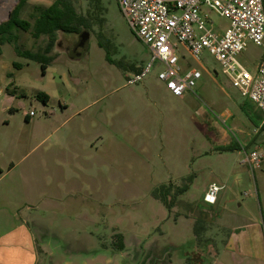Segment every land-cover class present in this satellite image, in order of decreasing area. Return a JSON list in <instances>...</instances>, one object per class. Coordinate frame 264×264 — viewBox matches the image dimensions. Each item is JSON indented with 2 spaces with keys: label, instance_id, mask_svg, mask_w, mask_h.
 I'll return each instance as SVG.
<instances>
[{
  "label": "rangeland",
  "instance_id": "374dc122",
  "mask_svg": "<svg viewBox=\"0 0 264 264\" xmlns=\"http://www.w3.org/2000/svg\"><path fill=\"white\" fill-rule=\"evenodd\" d=\"M55 1L29 0L21 18L34 23L35 8ZM71 1L79 14L94 16L88 51H76L81 58L70 56L80 36L63 33L45 75L39 63L19 57L10 44L1 47L0 55V191L17 208V188H25L22 196L32 207L27 215L33 213L57 235L51 247L39 240L40 264H47L51 255L54 264L66 259L62 240L114 250L122 231L143 245L152 242L159 264H260L236 262L224 252L223 233L204 201L210 184L225 185L218 196L223 204L233 190L234 198H245L264 225V165L251 171L240 166L243 155L238 151L222 150L244 140L251 150L264 140V134L248 139L259 125L254 104L233 87L207 50L199 64L180 48L182 67L202 72L194 92L172 94L158 78V64L141 82L128 85L137 69L147 68L151 52L136 37L118 0H102L100 16L90 0ZM4 3L0 0L2 7ZM18 3L10 0L0 11V23ZM210 16L214 27H229L227 18L214 12ZM18 34L24 50L46 45V37L36 41L30 32ZM238 60L254 73L264 60V46L249 42ZM15 62L22 68H14ZM39 92L50 97L47 105L37 99ZM31 111L36 115L27 120ZM239 174L242 182L236 180ZM190 177L189 190L176 197L172 212L152 197L165 186L173 198ZM46 178V192L30 189L26 194V186L40 187ZM232 201L230 208L247 214Z\"/></svg>",
  "mask_w": 264,
  "mask_h": 264
},
{
  "label": "built area",
  "instance_id": "2783aa9c",
  "mask_svg": "<svg viewBox=\"0 0 264 264\" xmlns=\"http://www.w3.org/2000/svg\"><path fill=\"white\" fill-rule=\"evenodd\" d=\"M118 5L136 37L151 52L147 68L129 79L128 85L141 82L158 64L162 67L158 78L172 94L182 97L194 92L202 72L182 67L180 48L199 64L207 50L233 87L260 112L262 119L254 133L264 134V60L254 73L238 60L249 42L264 46V0H118ZM211 12L227 18L229 27H214ZM35 115L34 111L29 114ZM241 154L240 163L251 171L264 165V143L251 150L243 148ZM224 189V185L210 184L204 201L216 204Z\"/></svg>",
  "mask_w": 264,
  "mask_h": 264
},
{
  "label": "crops",
  "instance_id": "0c3cea01",
  "mask_svg": "<svg viewBox=\"0 0 264 264\" xmlns=\"http://www.w3.org/2000/svg\"><path fill=\"white\" fill-rule=\"evenodd\" d=\"M4 2L0 10L1 12H5L10 0H4ZM0 18H2L1 14ZM8 74L11 73H7V77ZM242 108L245 109L244 107ZM254 111L259 115L260 124L262 115L256 108H254ZM32 118L33 117L26 115V119L32 120ZM239 131L244 133L242 130ZM261 135L262 134L256 135L253 132V136L248 139L252 141L253 139L255 140V138H259ZM261 143H264L263 139L262 141H257V144ZM247 144L248 142L244 140L243 142L238 141L236 144L230 145L238 146L236 151L241 154V150L247 148ZM239 164L243 166L240 162ZM14 167L15 166H13L12 169ZM236 178L238 182L243 181L240 174L236 175ZM44 180L45 181H43L40 187L26 186V190L29 191H27L26 194L31 193L30 189H32L33 192L38 189L46 192L48 186L46 181L47 178ZM24 189L21 186L17 188L19 192V202H21V205L17 208H11L10 203L4 201V194L0 191V264H40L39 230H44L46 233L49 231L47 230L48 228H45L38 222V217L36 215L33 213L27 215L26 212L30 211L32 207L26 202L28 199L26 198L25 200L22 196ZM229 191L231 193V198L228 199L230 204H232V200H234L238 204V207H242L248 212L247 214L241 213L239 210L230 208L229 202L227 201L226 204H223L222 198H218L215 205H210L209 208L213 210L215 214V216L212 215L214 224L223 233L222 243L224 244V252L230 255L236 262L249 259L264 264V225L258 215L250 211V204L245 198H234L236 195L233 193V190ZM40 242L42 243V241ZM41 246L43 249V245Z\"/></svg>",
  "mask_w": 264,
  "mask_h": 264
},
{
  "label": "trees",
  "instance_id": "16d2710c",
  "mask_svg": "<svg viewBox=\"0 0 264 264\" xmlns=\"http://www.w3.org/2000/svg\"><path fill=\"white\" fill-rule=\"evenodd\" d=\"M28 2L29 0H19L18 5L11 12L10 18L0 24V55L2 54L1 47L5 44H10L14 47V50L19 57L39 63L41 65L42 74L45 75L48 67L54 59L51 54L57 45L58 34L81 35L83 32H88L94 25V16H91L90 14L87 16L79 14L71 0H56L49 7H36V13L33 15L34 23H31L30 21L21 18V11ZM90 4L97 16L102 15V12L105 10L102 6V0H90ZM19 31L30 32L36 41L46 37V45L39 51L22 49L19 45ZM98 45L107 50L106 58L108 61L112 62L110 51L106 45L101 40L98 41ZM85 51H88V47L85 48ZM22 66L23 64L18 62L13 64L14 68H22ZM139 70H136L137 74L142 73ZM13 77L14 73L8 74L9 79ZM36 97L45 105L49 103L50 97L44 92H39ZM237 149L238 146L222 148L223 151ZM192 179V177L188 178V185L176 189L173 197L186 193L192 184ZM155 195L168 208H170L176 201L175 198L169 199L171 195L170 187L163 186L162 188L155 190L154 196ZM121 248H123L122 244Z\"/></svg>",
  "mask_w": 264,
  "mask_h": 264
},
{
  "label": "flooded vegetation",
  "instance_id": "af4514ba",
  "mask_svg": "<svg viewBox=\"0 0 264 264\" xmlns=\"http://www.w3.org/2000/svg\"><path fill=\"white\" fill-rule=\"evenodd\" d=\"M80 36V35H79ZM76 46V45H75ZM73 51V50H72ZM175 193V192H174ZM155 200L161 201L155 196H152ZM178 197V196H177ZM176 199V197H173ZM172 199V198H169ZM163 203V202H162ZM164 204V203H163ZM165 205V204H164ZM174 203L169 209V211L174 210ZM171 219V218H170ZM169 219V220H170ZM173 223H177L176 220H171ZM119 234V245L115 246L116 249L110 250V249H90L88 245L85 247L84 245H80L81 241L74 240V242H64L62 240V247L64 251V255L66 257L64 261V264H75L77 259H83L82 263L78 264H90L88 261H95V264H159L160 260L159 258H155L154 255V245L153 243H146L143 245V242L132 239L131 235L127 238L128 233ZM39 240L42 241V244L50 245L53 242L58 241L56 234H51L50 232L46 233L44 230H39ZM137 241V242H136ZM140 242V243H139ZM66 243L67 245L63 244ZM123 245V248H121V244ZM130 243V246L128 244ZM139 243V244H138ZM56 247V246H55ZM54 248V247H53ZM89 248V249H88ZM140 248V249H139ZM88 249V250H87ZM49 257V256H48ZM47 257V258H48ZM70 257H73L72 259ZM57 264H63L61 261L57 262ZM168 264V263H167Z\"/></svg>",
  "mask_w": 264,
  "mask_h": 264
},
{
  "label": "water",
  "instance_id": "95a60500",
  "mask_svg": "<svg viewBox=\"0 0 264 264\" xmlns=\"http://www.w3.org/2000/svg\"><path fill=\"white\" fill-rule=\"evenodd\" d=\"M10 15H11V12L8 13L7 20L10 18ZM79 39L80 40H79L78 44L75 46V48L73 49V51L70 54L71 58L77 59V58H81L82 57L83 54L81 52H80L81 54L80 53L77 54L76 51H77L78 48L80 49V51L82 49H85V47L87 46L88 41H89V33L88 32H83L80 35V38ZM53 257H55V255L49 256V258L47 260V264H54V262L52 261L53 260ZM59 257H62L61 254L59 255ZM84 259L85 258L74 260V261H76L75 264L82 263ZM86 262H89L90 264H95V261H92V260L91 261H88L87 260ZM61 263L64 264V261H62Z\"/></svg>",
  "mask_w": 264,
  "mask_h": 264
},
{
  "label": "bare ground",
  "instance_id": "6f19581e",
  "mask_svg": "<svg viewBox=\"0 0 264 264\" xmlns=\"http://www.w3.org/2000/svg\"><path fill=\"white\" fill-rule=\"evenodd\" d=\"M0 8H2V6L0 5Z\"/></svg>",
  "mask_w": 264,
  "mask_h": 264
}]
</instances>
